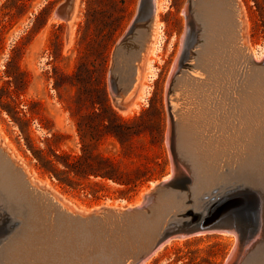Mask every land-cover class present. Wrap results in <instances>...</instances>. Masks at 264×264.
<instances>
[{
  "label": "water",
  "instance_id": "water-1",
  "mask_svg": "<svg viewBox=\"0 0 264 264\" xmlns=\"http://www.w3.org/2000/svg\"><path fill=\"white\" fill-rule=\"evenodd\" d=\"M73 5L63 0L53 15L68 20ZM154 7V0H138L115 45L108 90L118 107L129 106ZM183 12L185 26L165 89L170 172L139 203L82 210L36 183L0 139V264H21L27 255L45 264H140L171 239L216 232L235 237L224 264H264V119L258 118L250 139L231 147L232 154L203 157L185 138L173 99L182 75L208 82L211 72L229 73L236 92L245 96L264 95V55L257 59L245 41L239 0H187ZM209 87L216 100L224 92L213 80Z\"/></svg>",
  "mask_w": 264,
  "mask_h": 264
},
{
  "label": "rangeland",
  "instance_id": "rangeland-1",
  "mask_svg": "<svg viewBox=\"0 0 264 264\" xmlns=\"http://www.w3.org/2000/svg\"><path fill=\"white\" fill-rule=\"evenodd\" d=\"M61 1L0 0V101L4 104L0 105V139L28 167L36 183L51 188L71 207L88 210L136 204L171 170L165 138V89L185 26L187 0H162L165 5L158 14L161 46L151 56L155 75L147 81L146 100L130 110L113 103L108 71L115 45L129 26L138 0H74L69 19L59 21L55 20L59 17L53 19V11ZM111 1L117 3L112 6ZM239 2L246 21L245 41L260 58L264 51V0ZM142 65L140 78L145 71ZM137 91L138 86L128 98L130 105ZM105 104L138 133L128 140L133 143L131 155L115 136L103 139L97 150L120 161L125 170L139 168L151 175L137 191L125 196L123 186L98 178L81 179L75 187L62 186L39 167L32 151L50 154L51 148L81 154L85 146L94 143L95 126L109 123L106 117L101 118L107 115ZM54 132L63 134L55 142L51 140ZM92 190H97L96 196ZM234 243V235L228 233L178 237L147 264H224Z\"/></svg>",
  "mask_w": 264,
  "mask_h": 264
},
{
  "label": "bare ground",
  "instance_id": "bare-ground-1",
  "mask_svg": "<svg viewBox=\"0 0 264 264\" xmlns=\"http://www.w3.org/2000/svg\"><path fill=\"white\" fill-rule=\"evenodd\" d=\"M154 3V19L150 38L147 51L143 54L141 63V65L144 63L145 68L143 69L145 71L142 78H140L141 71H139L138 81L134 87L135 89L138 86V91L131 105L129 104L127 107V110L138 107L140 101L146 100L150 87L147 81L149 82L151 77L155 75V65L153 64L151 56L156 54L161 46L162 25L158 21V14L164 8L165 4L162 0H154ZM55 18L54 16L53 19ZM55 20L60 21L61 19L56 18ZM242 22L244 24L246 21L243 19ZM252 52L259 59L258 51L253 48ZM262 54L264 55V51ZM203 66L211 72L206 65ZM219 74L215 75L211 72V78L208 82H203L202 79L196 76L192 78L187 75H182L174 85L173 90V99L176 101L175 107L185 125V138H187L190 146L199 155L208 158L225 156L228 153L232 154L231 147L237 148L243 144V139H250L253 131L260 123L258 118L264 119V110H262L264 109V95L262 93H256L251 97L245 96L241 92H236L235 81L232 76L226 72H223V74L220 72ZM211 80H213L214 84L215 82L218 84L221 83L224 88V92H221L217 100L216 97L212 96L214 93L213 87H209ZM228 90L233 93H227ZM131 95L132 93L128 98ZM257 106H262V109ZM140 200L141 198L137 200V203ZM169 242L170 240L165 244ZM165 244L145 258L140 264H147L159 253ZM10 253L14 254L15 252ZM8 256L11 258L9 253ZM29 256L27 255V258L22 259L21 264H45L44 259L35 256L29 258Z\"/></svg>",
  "mask_w": 264,
  "mask_h": 264
},
{
  "label": "trees",
  "instance_id": "trees-1",
  "mask_svg": "<svg viewBox=\"0 0 264 264\" xmlns=\"http://www.w3.org/2000/svg\"><path fill=\"white\" fill-rule=\"evenodd\" d=\"M0 105L4 107L2 101ZM104 110L107 115L101 118H107L109 123H100L95 126L93 137L94 143L85 146L81 154H75L67 151L57 152L56 149L50 148V154L44 153L42 150L33 149V155L36 158L41 169L45 170L50 177L55 178L62 186L75 187L81 184V179L98 178L100 180H110L120 186L125 194L127 192L137 191L141 185L151 178L139 168L125 170L121 166V162L111 156L104 155L97 150L100 142L110 136L120 139L121 144L127 150L128 155L132 154L133 143L128 141L138 131L129 122L122 120L115 110L105 104ZM63 134L52 133L51 140L55 142V138L61 137ZM127 141V142H126ZM31 146V145H30ZM32 149V147H31ZM96 185L98 182L95 183ZM97 190H92L93 196H96Z\"/></svg>",
  "mask_w": 264,
  "mask_h": 264
},
{
  "label": "flooded vegetation",
  "instance_id": "flooded-vegetation-1",
  "mask_svg": "<svg viewBox=\"0 0 264 264\" xmlns=\"http://www.w3.org/2000/svg\"><path fill=\"white\" fill-rule=\"evenodd\" d=\"M117 3V1H115V2H113V1H111V4H112V6L114 5V4H116ZM57 6V5H56ZM56 6H54V9L56 8ZM102 13V12H101Z\"/></svg>",
  "mask_w": 264,
  "mask_h": 264
}]
</instances>
